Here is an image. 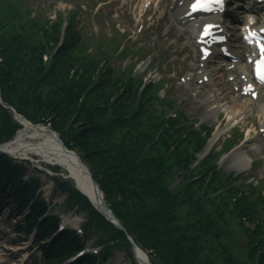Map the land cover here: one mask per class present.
I'll use <instances>...</instances> for the list:
<instances>
[{
  "label": "trees",
  "instance_id": "1",
  "mask_svg": "<svg viewBox=\"0 0 264 264\" xmlns=\"http://www.w3.org/2000/svg\"><path fill=\"white\" fill-rule=\"evenodd\" d=\"M25 13L0 0V100L34 124L49 123L87 165L123 227L108 222L65 179L52 176L69 207L77 205L85 214V237L94 236L100 245L97 255L73 264H111L107 259L113 249L127 252L134 264L127 235L151 264H264V201L251 198L261 197L264 188L224 176L214 162L217 152L199 158L211 129L195 128L175 100L161 98L159 83L145 85L142 76L131 77V68L117 75L108 62L89 52L74 27L58 45V22L31 16L29 9ZM54 43L57 48L45 61ZM20 128L0 102V143L11 140ZM231 143L227 140L225 146ZM29 163L12 164L0 153V188L7 190L16 209L27 206L18 230L24 236L35 226L38 242L53 227L54 216L35 224L46 205L35 192L38 180H22ZM179 171L182 178L186 173L204 176L190 183L187 177L184 186L169 189L166 184ZM217 188L221 193L210 198ZM229 214L245 235L242 249L230 235ZM81 244L72 230H63L42 247L43 264L60 262Z\"/></svg>",
  "mask_w": 264,
  "mask_h": 264
},
{
  "label": "rangeland",
  "instance_id": "2",
  "mask_svg": "<svg viewBox=\"0 0 264 264\" xmlns=\"http://www.w3.org/2000/svg\"><path fill=\"white\" fill-rule=\"evenodd\" d=\"M3 1L4 5L16 10L22 16H26L25 10L29 9L32 12L31 16H36L40 20L46 17L52 22H58L60 25L58 45L64 41L66 31L72 26L79 31L78 35L81 34V40L88 47L89 52L100 57L102 62H108L117 75H124L131 68L133 70L131 77L142 76L145 85L159 83L156 90L161 98L170 97L175 100L177 108L183 111L186 118L195 124V128L199 129L200 126H205L211 129L204 152L199 155V158L205 157L206 152L214 145L210 154L217 152L214 162L224 176L239 177L236 181L237 184L245 182L264 188V150L255 155L249 152L254 144L263 137V134L259 133L263 119L257 109H254L248 117L235 122H230L229 115L223 110H219L218 115L206 114L197 96L206 93L209 88L205 85L206 83L196 79L197 71H194L193 65L199 56L197 50L194 46L186 44L187 35L173 23L171 18L173 0H150L147 5L143 2L144 0ZM233 3L232 5H234ZM233 9L235 8H231V10ZM236 33L238 39L230 42L232 48L239 46L240 33L239 31ZM194 37L195 33L192 34L190 40L193 45ZM55 48L57 47L54 43L44 55L45 61L49 60L50 55L55 52ZM239 50L241 49L239 48ZM215 63H217L216 65L223 64L222 61L215 62L212 59L209 65ZM229 78L230 76L227 74L223 76V79L228 83L230 82ZM228 88L235 90L236 87L230 82ZM195 94L198 95L195 96ZM212 96L218 100L221 98L216 90L213 91ZM218 104L219 102L214 100L213 107ZM46 127L50 128L49 123L46 124ZM214 137L217 138L209 147L210 141ZM227 140H232L233 143L225 146ZM238 150L248 152L253 162L244 171H229V158ZM18 157L30 160L31 166H28L24 172L23 180L37 179L39 186L35 192L40 193L39 196L51 205V213L57 214L60 219L64 217L66 226L78 230L86 220L85 214L80 211L77 205L69 207L65 201L66 194L63 195L58 191L51 179L52 176L62 177L70 186L74 187L64 169L53 166L33 153L18 155ZM186 175L189 183L204 176L203 174L192 177L188 176L189 173ZM187 177L182 178V171L176 172L171 175L166 185L169 189L184 186L183 183L186 182ZM221 191L222 189L217 188L210 192L209 197L213 199ZM2 195L5 196L1 194L0 197ZM260 196L256 194L251 198L258 202L262 198L264 201V190ZM8 199L10 200V198ZM8 199L6 201H9ZM6 201L0 210V264L3 262H6L5 264H43L40 256L41 246L28 251L26 249L31 247L32 237H28L22 242H16L23 237L18 226L23 225L26 212L17 211L12 202ZM232 207L233 205L230 204L228 212H231ZM261 210L264 212V209L261 208ZM180 213L182 216L186 215L185 210H181ZM226 217H229L232 229V233L227 232V236H229L228 233L231 237L236 236L238 239L235 240V242L237 241L236 246L242 249L245 246L242 227H239L238 220L230 214ZM245 225L252 228L249 221ZM90 233L95 235L92 231ZM85 239H90L89 242H92V237L88 236ZM16 247H19L20 250L19 248L15 250ZM12 249L14 250L12 251ZM126 253L122 249H113L107 260L111 264H131V259ZM134 264H138L135 259Z\"/></svg>",
  "mask_w": 264,
  "mask_h": 264
},
{
  "label": "bare ground",
  "instance_id": "3",
  "mask_svg": "<svg viewBox=\"0 0 264 264\" xmlns=\"http://www.w3.org/2000/svg\"><path fill=\"white\" fill-rule=\"evenodd\" d=\"M147 1L150 0H145L144 3ZM187 2L188 0H175L173 10L171 11V18L178 29L187 35L188 38L186 44L193 46L190 40L195 30L199 28L201 24L203 25V23L208 21L220 22V16L203 17L199 14L189 15L186 4ZM228 2H231V0H228ZM236 4L240 5V3ZM259 5H251L250 2L247 1L242 11H234V15H236V23H243L245 26L252 22V20H256L257 22L263 21L264 13L259 15L258 18H252V15L255 13L253 11ZM237 29L238 25L231 24L230 28L228 29V33L230 35L229 41L233 42L238 38L236 33ZM232 53L236 58H239L232 70L227 69L232 63L229 59L224 57L223 59L226 60H223L224 64L221 65H216L217 63L209 65L211 63V61H209L207 65L203 64L200 66L201 61L199 59L197 61V67L193 65L194 71H197L196 79L200 80L202 83H206L205 85L209 88L206 93L197 96V98L206 114L218 115V111L223 110L229 115L228 119L230 122L240 121L241 119L248 117L254 111V109H257L259 115H261V119H263L262 126H264V91L260 88L257 89L258 96L256 100H254L250 96L242 94L240 88H237V91L228 88L230 82L228 83L223 79V76L226 74L229 76L236 74L237 76L234 78L233 83L235 87L240 85V75L244 76V82H249L250 80L249 72L251 66L243 62V52L239 50H233ZM220 57V54L216 52V54L210 60L213 59L214 61L218 59L219 61ZM215 90L216 92L218 91L219 96H221L219 100L214 99L212 96V93ZM196 95L198 94H195V96ZM214 100L219 102L218 106L213 107ZM19 123L22 128L17 131L15 137L10 140L9 143L4 145V148L9 149V151L13 154L27 155L28 153H33L41 157L44 161L53 164L54 166L63 168L66 176L72 180L74 186L83 193L90 203L94 204V189L90 184L87 175L80 168V165L78 164L75 157L70 156L62 151L59 144L56 142V139L48 133L46 127L41 125H39V127H35L24 123L23 121H19ZM216 136H218V134H216ZM215 138L217 137H214L210 141L209 147L215 141ZM263 150L264 135L257 141V143L254 144L253 148H251L249 152L252 153V155H255L261 153ZM252 162L253 161L250 158V154L248 152L238 150L231 155V158H229L228 169L229 171L241 172L251 165ZM18 248L16 247L15 250ZM13 250L14 249H12V251ZM135 256L139 260L137 261L138 264H150L143 252L136 251Z\"/></svg>",
  "mask_w": 264,
  "mask_h": 264
},
{
  "label": "water",
  "instance_id": "4",
  "mask_svg": "<svg viewBox=\"0 0 264 264\" xmlns=\"http://www.w3.org/2000/svg\"><path fill=\"white\" fill-rule=\"evenodd\" d=\"M4 107L9 108L12 111V114L14 116V118L17 121L20 122H24L27 123L29 125L35 126V127H39L36 124H32L29 121H27L26 119H24L20 114L16 113L15 110L10 107L7 104L2 103ZM48 133L51 134L55 139L56 142L59 144L60 148L62 149V151L70 156H74L75 159L77 160L78 164L80 165V168L82 169V171L87 175L88 180L90 182V184L92 185L93 189H94V207L112 224H114L117 228L123 230L122 225L120 224V222L117 220V218L113 215V213L111 212V210L108 208V205L105 202V199L102 195V192L99 188V185L97 184V182L93 179L89 168L87 167L86 164H84V162L82 161V159L78 156L77 153H75L72 150H69L65 147L64 143L62 142V140L56 135V133H54L51 129H47ZM129 242L131 243L133 252H134V256H135V252L139 251V248L134 244V242L128 237ZM136 257V256H135ZM137 259V258H136ZM139 261V260H138Z\"/></svg>",
  "mask_w": 264,
  "mask_h": 264
},
{
  "label": "snow or ice",
  "instance_id": "5",
  "mask_svg": "<svg viewBox=\"0 0 264 264\" xmlns=\"http://www.w3.org/2000/svg\"><path fill=\"white\" fill-rule=\"evenodd\" d=\"M211 2H212V0H196V3L193 4L192 7L194 9L195 8H205ZM215 3H221V0H215ZM262 31H264V30H262ZM259 47L261 49V59L257 65L258 75H259L261 81H264V43H259ZM249 90H251V86H249ZM253 95H255V93H253Z\"/></svg>",
  "mask_w": 264,
  "mask_h": 264
}]
</instances>
